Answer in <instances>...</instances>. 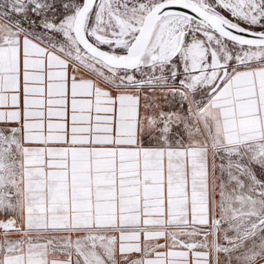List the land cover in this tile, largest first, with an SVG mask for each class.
<instances>
[{
    "label": "snow or ice",
    "instance_id": "1",
    "mask_svg": "<svg viewBox=\"0 0 264 264\" xmlns=\"http://www.w3.org/2000/svg\"><path fill=\"white\" fill-rule=\"evenodd\" d=\"M0 264H264V0H0Z\"/></svg>",
    "mask_w": 264,
    "mask_h": 264
}]
</instances>
